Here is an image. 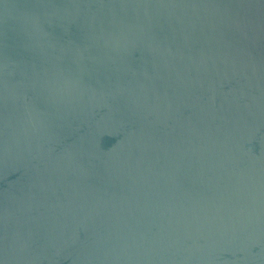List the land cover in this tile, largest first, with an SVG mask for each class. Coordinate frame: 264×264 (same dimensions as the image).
I'll list each match as a JSON object with an SVG mask.
<instances>
[{"label":"water","instance_id":"1","mask_svg":"<svg viewBox=\"0 0 264 264\" xmlns=\"http://www.w3.org/2000/svg\"><path fill=\"white\" fill-rule=\"evenodd\" d=\"M0 264H264V0H0Z\"/></svg>","mask_w":264,"mask_h":264}]
</instances>
